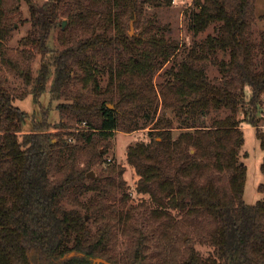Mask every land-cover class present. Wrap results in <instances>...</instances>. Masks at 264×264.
I'll use <instances>...</instances> for the list:
<instances>
[{
    "label": "trees",
    "instance_id": "16d2710c",
    "mask_svg": "<svg viewBox=\"0 0 264 264\" xmlns=\"http://www.w3.org/2000/svg\"><path fill=\"white\" fill-rule=\"evenodd\" d=\"M25 1L33 29L22 37V47L12 49L5 41L21 0H0V264H32L31 249L38 251L39 264H105L95 257L112 264H264V155L257 187L262 196L254 203L243 197L247 167L240 158L245 122L256 127L264 150V127L258 126L264 30L255 41V0H193L189 29L197 35L214 25V32L158 82L155 70L174 56L179 43L165 35L156 17L141 15L144 2L171 0H104L105 11L77 3L78 10L66 15L69 27L79 23L90 34L67 37L68 27L61 28L62 48L51 50L48 37L60 0ZM112 4L129 17H141L139 34L127 36L118 20L119 32L110 33ZM91 16L98 18L88 20ZM37 53L41 60L33 69ZM208 62L221 73L217 81L208 76ZM102 72L108 75L104 89ZM10 75L21 77L27 90L17 92ZM27 93L40 106L31 127L22 129L29 113L13 99ZM46 94L44 105L40 97ZM160 102L179 115L180 131L156 117ZM221 108L229 114L210 115ZM81 123L86 128L76 142L68 140L65 135ZM149 123L148 139L130 144L126 153L139 176L136 190L151 203L144 229L132 222L127 199L117 200L121 182L114 169L96 177L88 169L105 153L93 148L96 136ZM88 192L93 194L84 201ZM190 231L212 251L203 255L189 244ZM119 234L127 239L125 257L116 253ZM73 250L82 255L59 260Z\"/></svg>",
    "mask_w": 264,
    "mask_h": 264
},
{
    "label": "rangeland",
    "instance_id": "374dc122",
    "mask_svg": "<svg viewBox=\"0 0 264 264\" xmlns=\"http://www.w3.org/2000/svg\"><path fill=\"white\" fill-rule=\"evenodd\" d=\"M31 1L36 5H43L46 2V0ZM77 3H80L84 7H90L93 5L98 9H102V11H105L108 7V5L105 4L104 0H60L59 2L55 3L56 16L48 37L49 50H51V48H62L61 42L58 37H63L64 34L67 35V37L70 34V37H72L73 35H75V37L76 35L88 36L90 34L89 30L86 31L81 29V26L77 25L79 23L75 24V26L69 27V21L66 15L69 12L78 10L79 7ZM192 6L193 0H171L167 4L161 5H154L153 2L143 3V14L141 15L142 18H140L143 19V17H156V19L165 26V35L169 39H172L179 43V47L174 56L155 70L153 75L154 82H158L159 80L164 79L166 76V69L170 67V65L180 60L195 43L202 41L208 33L214 32V25H210L205 31L200 32L197 35L193 34V32L188 27L187 16V11ZM97 8L95 9V12H99ZM109 8L111 9L108 18L110 22L107 23V26L110 33L116 35L119 32L116 25L117 20L121 24L122 32H124L127 36H132L140 33L142 28V23L138 21V19L140 18L129 17L128 12H123L120 8L116 7L113 4ZM255 16L256 18L253 23V38L255 41H258L260 39V32L264 30V0H255ZM114 17L117 18L115 19ZM97 18V16H91L88 20L95 21ZM132 20L133 27L131 30L130 22ZM13 21L14 23L11 35L5 41V44L9 48L17 49L23 46L22 37L26 36L27 33L33 29L32 20L30 18V10L25 0H21L19 9L13 17ZM62 21H65L64 25H62ZM67 27L68 30L66 32H63V36H61V28L64 29ZM130 31H132L133 34H130ZM218 55L222 56V53L219 52ZM50 56L51 53L45 54L43 57L44 61H48V58ZM40 60L41 55L40 53H37V56L33 60V69L38 67V65L40 64ZM207 72L209 78L212 81H217L221 76L218 67L210 62L207 63ZM51 79L52 76L47 82L46 89L49 88ZM99 81L101 89H104L108 81V75L105 72H102L99 75ZM10 82L15 87V90L17 92H23L27 90V87L25 86L22 78L17 75H10ZM32 97L33 96L31 93H27L24 94L23 97L18 96L13 99L14 105L19 106V108L29 113L27 122L22 124V129H29L31 127L30 117L33 112H35V110L37 111L39 109L40 106L39 102L36 103ZM40 99L43 101L44 105L49 103L48 94L41 96ZM54 103L56 104V101H54ZM111 105L113 106V104ZM50 111L51 113H55L57 115L54 106L51 107ZM229 112V110L221 108L219 110L211 111L210 115L215 118L225 116L226 114H229ZM155 115L159 118H167L171 121V125L174 131H180L179 127L181 125V119L179 118V115L176 114L174 109L163 108L160 102V104H158ZM259 115L261 119L258 126L264 127V94L262 110L260 111ZM140 123L142 124L141 121ZM151 126L152 123L145 124V127L141 126V128L129 132L118 129L114 131L110 136H107L105 138L99 137L100 135L96 136L93 148L100 152L105 151V153L103 155V161L91 165L90 169H88L89 171L92 170L96 176H103L107 173L110 167L114 169V172L111 173L116 175L117 180L119 179V181L121 182L119 185L120 187H118L116 191V198L117 200H120L121 198L127 199L125 209H131L133 211L132 222L144 229L147 227L146 215L150 210L151 203L146 193H141L136 190V184L139 176L138 174H136L133 166L127 161L126 153L127 148L130 144L148 139L147 133ZM84 128H86L84 127V124H76L70 130L71 133L65 136L68 140L76 142L75 135L77 133H80ZM57 130L58 129H53L52 131ZM242 130L244 133V142L240 151V158L247 167L243 197L247 203H254L262 196L257 187L258 184L263 180V173L261 172L260 164L264 155V150L260 146V141L256 135L255 126H252L251 124L245 122L242 126ZM79 164L84 165L83 160H80ZM92 194V192H88L82 197V199L84 201H88ZM81 211L85 212L84 209H82ZM87 217L89 219V224L91 226H94L92 218H89L88 215ZM186 240H189V244H193L203 255H206L208 252L212 251V248L208 244H204L199 241L197 235L192 231H190V233L186 236ZM126 242V237L119 234V240L116 246V253L119 256L125 257L128 255L129 252L128 248L126 247ZM64 255L61 256L59 260H67L75 256H81L82 253L74 252L71 255ZM29 256L32 264L40 263L41 259L37 250L31 249Z\"/></svg>",
    "mask_w": 264,
    "mask_h": 264
},
{
    "label": "water",
    "instance_id": "95a60500",
    "mask_svg": "<svg viewBox=\"0 0 264 264\" xmlns=\"http://www.w3.org/2000/svg\"><path fill=\"white\" fill-rule=\"evenodd\" d=\"M130 23H131V30H132V27H133V25H132L133 20H132ZM64 24H65V21H62V25H64ZM129 33H130V34H133L132 31H130ZM109 105L112 107L111 104H109ZM88 175L91 176V177H96V175L94 174V172H93L92 170H90V171L88 172ZM86 217H87V216H86ZM74 252H77V251H74V250H73V251H69V252H67L64 256L71 255V254H73ZM79 253H80V252H79ZM93 261L96 262V263L103 262V263H105V264H112V263H110L109 261H107V260H105V259H103V258H101V257H95V258H93ZM18 264H21V263L19 262Z\"/></svg>",
    "mask_w": 264,
    "mask_h": 264
}]
</instances>
